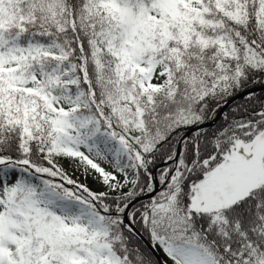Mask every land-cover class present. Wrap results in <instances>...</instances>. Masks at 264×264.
<instances>
[{"label":"snow or ice","instance_id":"6c2138e0","mask_svg":"<svg viewBox=\"0 0 264 264\" xmlns=\"http://www.w3.org/2000/svg\"><path fill=\"white\" fill-rule=\"evenodd\" d=\"M257 85L264 0H0V264H264Z\"/></svg>","mask_w":264,"mask_h":264},{"label":"water","instance_id":"95a60500","mask_svg":"<svg viewBox=\"0 0 264 264\" xmlns=\"http://www.w3.org/2000/svg\"><path fill=\"white\" fill-rule=\"evenodd\" d=\"M264 90V86H258V87H254V88H251V89H247V92L244 93V94H237L235 97L231 98L228 103L226 105H223L220 110L217 112V114L215 115L216 116V119H215V122L214 123H210L208 125H206V127H211L213 126L220 118L221 116L223 115L224 111L237 99L249 94V93H253V92H257V91H262ZM142 242L144 243V245L148 248V245H149V241L145 238H143ZM153 256H154V259L157 260L159 262V264H164V262L162 261L158 251L156 250L154 253H153Z\"/></svg>","mask_w":264,"mask_h":264},{"label":"trees","instance_id":"16d2710c","mask_svg":"<svg viewBox=\"0 0 264 264\" xmlns=\"http://www.w3.org/2000/svg\"><path fill=\"white\" fill-rule=\"evenodd\" d=\"M250 87H252V86H249V88ZM260 91H257V92H254V93H252V95H254L255 97H258V96H256L258 93H259ZM264 93V92H263ZM246 97H247V95L244 97V99H246ZM258 98H264V94H263V96L262 97H258ZM240 102H246V100L245 101H241V99H237V100H235L225 111H224V113H223V115L221 116V118L213 125V126H211V127H208L209 129H213V128H215L216 126H218L219 124H221L222 122H223V117H224V115L225 114H229L232 110H233V106L235 105V104H237V103H240ZM245 103H243L242 105H244ZM256 104H257V106H258V104H259V101H256ZM233 112H234V110H233ZM216 115V114H215ZM144 202H146V201H144ZM145 238L148 240V237H147V235H145ZM143 244V246L145 247V245H144V243H142ZM146 249V248H145ZM158 251V253H159V255H160V257H161V259H162V261L164 262V264H171V261L166 257V255L164 254V252L162 251V250H157Z\"/></svg>","mask_w":264,"mask_h":264},{"label":"rangeland","instance_id":"374dc122","mask_svg":"<svg viewBox=\"0 0 264 264\" xmlns=\"http://www.w3.org/2000/svg\"><path fill=\"white\" fill-rule=\"evenodd\" d=\"M258 86H259V85H257V86H252V87H250V88H248V89H251V88H254V87H258ZM263 92H264V90L260 91L256 96H258V97H262L263 94H264ZM253 93H254V92H253ZM250 94H252V93H250ZM247 95H248V94H247ZM245 96H246V95H245ZM245 96H243V97H241V98H239V99H241V101H245V100H246V99H244ZM243 103L246 104V102H240V103L235 104V105L233 106V110H235L237 106H240V105H242ZM245 104H244V105H245ZM233 110L228 114L229 116L232 115ZM216 114H217V113H216ZM82 182L87 183V184H88L91 188H93L94 190H100V189H99V185L96 184V182H95L91 177H89L86 181L82 180ZM145 201H146V200H145ZM142 243H143V242H142ZM145 248L147 249L146 246H145Z\"/></svg>","mask_w":264,"mask_h":264}]
</instances>
